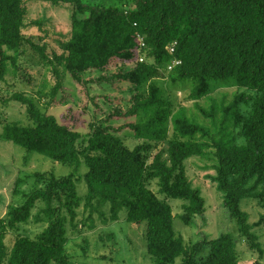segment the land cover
Returning <instances> with one entry per match:
<instances>
[{"label": "trees", "instance_id": "trees-1", "mask_svg": "<svg viewBox=\"0 0 264 264\" xmlns=\"http://www.w3.org/2000/svg\"><path fill=\"white\" fill-rule=\"evenodd\" d=\"M46 1L71 5V32L61 42L63 52L50 57L45 45L24 35L26 0H0V80L8 62L16 63L23 45L29 43L58 78V66L64 68L78 88L80 105L91 104L96 113L105 114L100 104L104 99L111 109L92 124L87 145L80 149L82 134L74 125L41 111L26 94L11 96L26 106L34 124L5 123L0 138L69 164L73 171L61 176L26 173L16 179L18 187L29 178L36 182L32 189L21 190V199L9 203L0 218V264H71L67 222L69 217L74 225L83 201L76 175L83 163L87 205L93 206L95 200L100 205L109 202L113 218L126 208L129 221H146L147 248L159 264L174 263L181 255L183 264H240L239 236L261 247L240 201L264 199V0H133L130 7L104 0ZM175 59L180 62L175 64ZM162 68L171 71L174 81L196 80L192 98L207 94L213 81L231 78L243 91L226 109L219 129L212 131L193 121L186 106L173 109L161 86L150 82ZM121 83L132 91L126 109L123 96L93 92L106 86L126 90ZM147 83V93L139 91ZM63 87L58 79L53 94ZM65 95L58 104L70 97ZM72 110L69 106L70 116ZM118 119L123 122L112 123ZM125 129L144 142L130 148L119 135ZM165 140H169L168 158L158 149L149 161L145 152ZM209 151L217 160L213 180L240 234L223 231L205 239L195 251L177 235L173 207L158 193L187 200L182 219L192 224L195 216L204 213L205 198L192 185L186 160L209 156ZM153 179L158 180V192L148 185ZM18 193L15 188L14 195ZM39 201L46 205L48 224L35 237L18 234L9 249L7 231L27 222Z\"/></svg>", "mask_w": 264, "mask_h": 264}, {"label": "rangeland", "instance_id": "rangeland-1", "mask_svg": "<svg viewBox=\"0 0 264 264\" xmlns=\"http://www.w3.org/2000/svg\"><path fill=\"white\" fill-rule=\"evenodd\" d=\"M104 1L107 4L133 5V0ZM26 5L28 15L26 27L23 29L24 35L40 46L45 45L46 53L50 57L54 52H63L61 42L66 40L71 32V5L66 2L54 4L46 0H26ZM13 53L10 51V54ZM58 70L59 78L38 51L29 43L23 45L16 63L8 62L6 76L0 80V134L5 123L34 124L26 106L20 101L10 99L14 93H22L31 97L41 111L54 114L61 123L74 125L82 134L78 146L84 149L92 124L97 119H103L111 109V105L100 99L101 106L106 110L105 114L96 113L91 104L83 107L79 103L81 97L72 78L65 73L63 67L58 66ZM90 75L92 76V73H87V76ZM58 79L64 87L55 95L53 88ZM234 80L231 78L227 81H213L210 91L199 98L191 97L196 80L190 78L174 81L171 71L166 68H162L150 82L161 86L173 109L181 105L186 106L187 113L193 121L215 131L217 126L222 124L226 109L235 101L237 94L243 91ZM149 83L139 91L147 93ZM120 85L126 87V90H116L106 86L104 89L96 87L93 92L110 93L112 97L123 96L122 106L126 109L130 105L128 100L132 91L126 83ZM65 94H70V97L64 103L58 104L57 100L67 97ZM69 106L73 107L71 116L68 111ZM122 122V119L112 121L115 125ZM119 135L130 148L144 142L130 129L123 130ZM168 148L169 140L161 141L145 154L151 161V152L162 149L163 158L166 159ZM208 154L209 156L206 157L196 155L186 160L188 177L205 198V211L195 216L192 224H187L182 219L184 213L182 204L187 203V200L158 193L160 198L168 201L173 207L174 228L177 235H182L185 244L195 251L201 249L200 245L205 239L216 237L223 231L235 236L240 234L237 220L230 216L224 204L223 192L213 180V176L217 173L215 168L217 160L213 152L209 151ZM71 171L73 167L69 164L60 163L44 154L27 150L21 145L0 138V218L5 215L9 203L14 199H21V190H30L35 185L36 181L29 178L26 183L18 187L15 185L18 177L34 172H53L56 176H61ZM86 171L87 168L83 163L76 173L79 178L78 191L83 201L77 209L74 225L69 217L67 222L66 247L71 264H159L157 258L151 255L147 248L146 221L141 224L129 221L126 208L119 212L118 218H113L109 202L100 205L95 200L93 206L87 205L85 197L88 189L84 178ZM148 185L158 192L157 179L151 180ZM15 188L19 191L18 195H14ZM240 206L248 213V221L252 224V231L256 236L255 241L261 246H254L246 237L239 236L237 248L240 264H264V199L247 197L240 201ZM45 207V203L39 201L27 222L20 224L17 229L7 231L5 241L9 249L18 234L35 237L46 227L48 219L43 211ZM182 257V255L177 257L171 264H183Z\"/></svg>", "mask_w": 264, "mask_h": 264}, {"label": "built area", "instance_id": "built-area-1", "mask_svg": "<svg viewBox=\"0 0 264 264\" xmlns=\"http://www.w3.org/2000/svg\"><path fill=\"white\" fill-rule=\"evenodd\" d=\"M176 43H177V42H174L173 44H171V45L169 46V49H170L171 52H174V51H175V45H176ZM142 58H143V57H142ZM142 58H141V59H142ZM179 62H180L179 60H176V59L174 60V63H175V64H178ZM169 68L171 69V68H172V65H170Z\"/></svg>", "mask_w": 264, "mask_h": 264}]
</instances>
